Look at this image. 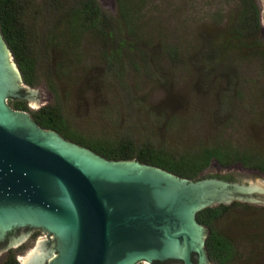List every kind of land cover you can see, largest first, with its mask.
<instances>
[{
	"label": "rangeland",
	"instance_id": "1",
	"mask_svg": "<svg viewBox=\"0 0 264 264\" xmlns=\"http://www.w3.org/2000/svg\"><path fill=\"white\" fill-rule=\"evenodd\" d=\"M97 1L107 14L118 17L115 0ZM145 2L139 30L147 44L136 45L148 55L128 59L124 53L119 75L107 68L104 44L85 36L79 64L60 82L48 70L62 60L61 54L51 50L48 56L39 55L38 81L31 86L38 90V98L42 97L38 107L57 101L51 90L56 85L68 127L93 141L129 137L137 144L148 141L174 157L225 144L238 149L256 146L264 151V59L246 58L244 53L231 54L227 62L209 61V37L232 23L235 2ZM256 2L264 44V0ZM46 21L47 16L41 18L42 31ZM174 48L184 54L176 56ZM221 48L223 45L217 49ZM205 173L264 179L258 169L241 164L224 167L215 161L201 175ZM234 203L226 205L230 208L214 224L235 246L230 264H264V206Z\"/></svg>",
	"mask_w": 264,
	"mask_h": 264
},
{
	"label": "water",
	"instance_id": "2",
	"mask_svg": "<svg viewBox=\"0 0 264 264\" xmlns=\"http://www.w3.org/2000/svg\"><path fill=\"white\" fill-rule=\"evenodd\" d=\"M10 98L40 103L0 30V242L10 239L2 251L29 232L13 234L16 228L29 227L56 239L50 264L167 258L193 264L192 254L196 264H212L205 246L210 229L197 212L236 201L264 206L263 178L205 173L190 179L137 159L111 160L43 128L12 108ZM51 256L41 242L21 264H45Z\"/></svg>",
	"mask_w": 264,
	"mask_h": 264
},
{
	"label": "trees",
	"instance_id": "3",
	"mask_svg": "<svg viewBox=\"0 0 264 264\" xmlns=\"http://www.w3.org/2000/svg\"><path fill=\"white\" fill-rule=\"evenodd\" d=\"M145 1L116 0L118 17L115 18L107 14L97 0H42L40 4H35L34 0H0V30L23 81L29 86H36L38 81L39 55L48 56L51 50L61 54L62 60L55 64L51 71L48 70V74L55 76L59 82L69 77L71 70H74L81 60L79 55L82 54L85 36L96 37L104 44L107 68L120 75L123 72L121 61L125 57L124 53L128 59L148 55L146 50L143 51L142 47L136 45L147 44L139 30L140 13L145 12ZM233 2L235 14L232 23H229V27L214 31L216 33L214 37H209L212 39V42H208V49L211 50L209 61L227 62L231 54L239 56L244 53L246 58L264 59L259 6L256 0ZM46 16L48 21L42 31L41 18ZM222 45L221 50L217 49ZM172 52L176 56L184 54L183 51L180 53L179 48L172 49ZM68 57H72L73 60ZM233 59L238 60V57ZM178 61L180 62L179 59ZM56 88V85L51 86L57 98L54 104L31 109L25 100L14 98L8 99V104L14 109L27 111L43 128L54 129L65 138L89 147L111 160L137 159L190 179L201 177V173L212 161L224 167L241 164L258 169L264 174V151L256 146L248 145L249 147L238 149L225 144L203 147L194 154L174 157L148 141L137 144L129 137L112 142H98L85 138L68 127L60 108ZM223 178L229 179L226 176ZM238 204L235 202L233 206ZM229 208L221 204L204 208L196 214L197 221L210 229L205 246L209 258L216 264H230L235 256L232 240L220 233L214 225ZM0 264L19 263L11 256L7 262L0 260Z\"/></svg>",
	"mask_w": 264,
	"mask_h": 264
},
{
	"label": "flooded vegetation",
	"instance_id": "4",
	"mask_svg": "<svg viewBox=\"0 0 264 264\" xmlns=\"http://www.w3.org/2000/svg\"><path fill=\"white\" fill-rule=\"evenodd\" d=\"M116 1V0H115ZM259 16L261 17V11L259 7ZM261 24V22H260ZM262 29V26H261ZM42 100V97H40ZM44 106V105H42ZM30 108L34 109L33 107L30 106ZM22 231H29L27 235L21 240L18 244L15 246L10 247L9 249L2 251L4 247L8 244L10 239L7 237L5 240L0 242V260H4L5 262L9 261L11 256H13L19 264H21V260L23 257H25L28 253V248L32 246L31 250L36 248L39 243L44 244V249L45 252L51 253L52 256L51 258H46L45 259V264H50L49 262L55 257L58 253L57 250V242L56 239L53 237L52 234H46L44 231L40 228H29V227H24V228H16L13 231V234L20 235ZM30 250V251H31ZM25 253V254H24ZM24 254V256H23ZM191 262L193 264H196V259L194 257V254L191 256ZM137 264H185V262L181 259H175V258H167L163 260H153L151 262H145V261H140Z\"/></svg>",
	"mask_w": 264,
	"mask_h": 264
}]
</instances>
